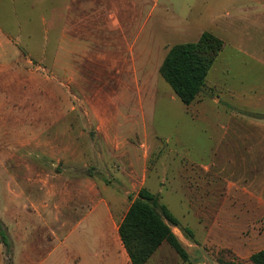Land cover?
<instances>
[{
  "label": "rangeland",
  "instance_id": "obj_1",
  "mask_svg": "<svg viewBox=\"0 0 264 264\" xmlns=\"http://www.w3.org/2000/svg\"><path fill=\"white\" fill-rule=\"evenodd\" d=\"M67 1L0 0V24L14 37L19 49L18 56L10 63L0 64V213L8 209L11 201L16 207L18 203L32 206L35 194L32 188L26 190L25 200L17 202L22 193L18 183L24 175L32 182L43 176V171H56L70 178L74 173H91L105 181L113 194L122 196L118 172L129 164L126 159H121L120 153L123 165L119 159H111L114 153L105 148L106 144L111 145L107 141L108 126L105 123L109 121L106 119L108 114L119 113L120 105L129 102L138 107L140 121L144 119L147 123L140 129L143 134L138 131L131 136L126 106L116 119L117 133L130 138L123 145V139L118 136V147L122 144L143 151L140 152L142 168L145 169L142 177H148V183L138 182L134 188L138 191L145 186L178 219L180 227L174 231L189 254V260L184 262L169 245H165L150 264H158L159 260H168V264H251L250 254L242 249L241 230L245 226L242 219L245 217L237 215L236 221L229 223L231 207L224 205L229 182H234L240 189L247 186L245 181L253 179L254 176L246 173L251 165L245 162L239 149L242 140H234V148L227 152V140L220 142V128L210 125L209 112L218 107L222 111L226 108L235 118L253 116L233 109L230 97L220 96L209 85L192 106L185 108L161 77L160 70L157 71V62L161 60V67L174 45L191 41L182 39L183 30L171 34L160 30L156 20L168 1L178 4L179 0H158L153 18L140 36L142 40L154 36L148 48L151 53L146 54L152 70L146 76L139 75L135 84L158 89L156 95L123 92L120 87L126 85L127 80L115 77L113 72L119 74L125 63L97 61L89 54L83 57V49L72 43L61 25L57 30H49L51 14L65 15ZM208 1L218 11L248 5L253 7L251 11L262 10L264 5V0H239V5H228L227 0H195L196 4H193L194 0H184L185 6L192 5L196 12L202 10L204 2ZM191 14H195L193 9ZM87 50L94 51V48ZM248 51L251 50L243 48L242 51L227 45L216 59L207 81L214 78L234 84L244 81L253 86L258 65L245 55ZM130 81L134 83L135 79ZM220 97L222 100L218 104L216 99ZM154 99L156 107L150 104ZM204 104L206 112H203ZM150 107H153L152 111ZM220 115L221 121L227 117L225 111ZM233 129L237 130L236 127ZM227 133L226 138L231 136V128ZM87 144V166L83 167L82 148L85 149ZM218 147L219 151L216 150ZM258 158V162L264 161V157ZM24 170H27L26 174ZM212 185L217 186L218 220L216 230L210 232L209 222L215 220L208 206ZM136 193L131 195L132 199ZM130 201L126 196L124 209ZM261 225L258 234L264 236V225ZM186 228L192 235L184 232ZM6 264L10 263L6 260Z\"/></svg>",
  "mask_w": 264,
  "mask_h": 264
},
{
  "label": "crops",
  "instance_id": "obj_2",
  "mask_svg": "<svg viewBox=\"0 0 264 264\" xmlns=\"http://www.w3.org/2000/svg\"><path fill=\"white\" fill-rule=\"evenodd\" d=\"M227 1L228 5L230 3L239 5V0ZM249 1L253 0H247ZM177 3L168 1L165 10H162L157 17L160 30L169 34L183 30L185 35L182 39L191 40L186 43L198 42L204 32L213 33L224 42L221 53L230 44L242 51L243 48H247L251 51L245 52V55L258 65L253 86L250 85L252 83L247 84L244 81L234 84L220 82L215 78L206 82V86L209 85L220 96L226 99L230 97L233 109L248 112L253 116L249 117L250 120L248 117L235 118L226 108L222 111L218 107L209 112L210 125L220 128L222 135L220 142L228 141H226L227 152L234 148V140H242V147L239 149L243 153L245 162L248 161L251 165L246 173L254 176L253 179L245 181L247 186L240 189L234 182H229L225 190L224 205L228 204L231 207L229 223H234L237 215L245 217L242 219L245 224L241 230L242 249L245 248L252 256L264 249V236L258 234L259 224L264 225V161L258 162V157H264V5L262 10L251 11L253 7L248 5L241 9L225 8L218 11L212 2L208 1L204 2L205 6L202 10L196 12L192 5L185 6L184 0H179ZM193 4H196L195 0ZM158 6V0H68L65 4V15L58 17L56 12L53 16L51 14L49 30H57L61 25L69 39L73 40L72 43L83 49V57L89 54L90 58L97 61L125 63L119 74L113 72L115 77L127 80L126 85L120 87L123 92L156 95L158 89L136 85V81L139 75L146 76L151 69L146 54L151 53L148 48L154 36L151 35L146 40H142L140 36L150 24V19L153 18L154 10ZM185 7L186 11H184ZM192 9L195 12L194 16L191 14ZM163 45L165 43L162 44V48ZM87 48H94V51ZM18 53L19 49L14 37L0 24V64L10 63ZM160 63L159 59L157 71L160 70ZM134 79V83L130 81ZM226 99L224 100L227 102ZM216 100L219 104L222 98ZM150 104L153 107L157 106V101L150 100ZM131 105L129 102L123 103L119 110L121 111L125 106L128 109L126 117L131 122V136H133L138 131L142 133L143 130L140 129L147 123L144 119L140 121L138 107ZM184 106L188 108L192 104ZM203 106L205 109L206 105ZM152 108L149 110L152 111ZM197 109L201 111L200 108ZM206 111L205 109L203 112ZM224 111L227 117L221 121L220 114ZM119 113L107 115L106 119L109 121L105 123L108 126L106 134L107 141L111 145L106 144L105 148L114 153L111 159H119L122 165L121 159H126V164H129L122 167L117 177L123 195L113 194L105 181L91 173L81 175L72 173L73 176L70 178L61 176L62 174L59 175L56 171L50 173L43 171L41 174L43 176L34 178L32 182L31 179L26 180L24 175L18 183V189L22 193L18 195L20 199L17 202H21L26 196V190L32 188L35 192L32 206H22L18 203L16 207L11 201L7 205L8 209L0 213V224L12 241L13 264H132L122 243L119 229L139 191L146 188L142 186L136 191L134 187L141 181L143 185L147 184L148 177H142L145 169L142 168L143 157L140 152L142 154L143 151L135 147L123 146L130 138L121 137L116 131V119ZM135 127H138V130ZM235 127L237 130L233 129ZM230 128L232 134L226 138ZM118 136L123 139L120 148ZM87 147L88 144L85 145V149L82 148L83 167L87 166L85 159ZM219 149L220 147L216 148L217 151ZM118 153L121 154V159ZM209 169L211 170L210 167ZM24 173L26 174L27 170H24ZM216 187L215 185L210 187L209 213L215 218L214 221L209 222L210 232L216 230L218 220ZM134 192L137 193L132 199L131 195ZM126 196L131 201L124 209L123 201ZM235 206L238 210H235ZM9 212H13L14 215H8ZM165 245L169 244L163 243L147 264L153 261ZM173 251L175 252L174 249ZM175 254L178 255L176 252ZM0 264H6L5 248L1 241ZM158 264H168V260H159Z\"/></svg>",
  "mask_w": 264,
  "mask_h": 264
},
{
  "label": "trees",
  "instance_id": "obj_3",
  "mask_svg": "<svg viewBox=\"0 0 264 264\" xmlns=\"http://www.w3.org/2000/svg\"><path fill=\"white\" fill-rule=\"evenodd\" d=\"M223 48L222 39L204 32L198 42L177 44L169 50L160 67V75L184 105H191L202 93ZM179 227L178 219L159 202L158 197L142 188L124 217L119 233L132 264H147L163 243H168L187 262L189 254L173 230ZM184 232L192 235L187 228ZM0 241L7 262L12 264V241L1 224ZM250 263L264 264V249L254 253Z\"/></svg>",
  "mask_w": 264,
  "mask_h": 264
}]
</instances>
